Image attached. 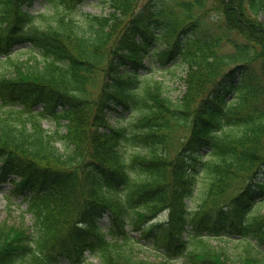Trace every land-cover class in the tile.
I'll return each mask as SVG.
<instances>
[{
  "label": "trees",
  "instance_id": "trees-1",
  "mask_svg": "<svg viewBox=\"0 0 264 264\" xmlns=\"http://www.w3.org/2000/svg\"><path fill=\"white\" fill-rule=\"evenodd\" d=\"M87 1L0 0V182L31 213L0 264H264V0Z\"/></svg>",
  "mask_w": 264,
  "mask_h": 264
},
{
  "label": "rangeland",
  "instance_id": "rangeland-1",
  "mask_svg": "<svg viewBox=\"0 0 264 264\" xmlns=\"http://www.w3.org/2000/svg\"><path fill=\"white\" fill-rule=\"evenodd\" d=\"M41 7V4L36 2L32 9H38ZM84 9L87 11L93 12V13H106L108 9L100 3V0H88L87 3L83 6ZM264 17V16H263ZM30 50H28L27 47H23L22 50L18 53L21 58H26L30 55ZM156 77L162 78L166 81L168 84L167 86L170 89V96L172 99L177 100V98L183 96L186 91V87L183 84V81L180 79V75H182L183 67H175L171 68L170 70L165 69L164 71L158 70ZM35 109L42 110V107L40 105H37L34 107ZM44 125L47 128H53L54 122L50 118L43 119ZM66 131V130H64ZM13 188V182L11 180L0 183V221H5L8 224L11 225H19L22 223L23 215L25 216V225H29L31 223L30 221V214L26 213V207L27 202L23 200L22 195H19L15 192H12ZM262 209L264 210V205L262 206ZM136 233V231H135ZM137 235V234H136ZM215 244H218L217 239H211ZM143 241V240H142ZM224 243V242H223ZM227 246L231 247L230 249L233 251H239L237 249L234 242H228ZM137 250V248H136ZM139 251V250H137ZM138 255L147 261H154L160 259V256H157L156 254L152 252H143L140 251ZM64 259H61L62 264ZM99 259L96 257L91 256L89 260L87 261V264H98ZM174 264H187L182 262L181 260L178 262H175Z\"/></svg>",
  "mask_w": 264,
  "mask_h": 264
}]
</instances>
